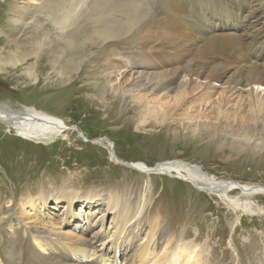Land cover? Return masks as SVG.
<instances>
[{"label":"rangeland","instance_id":"obj_1","mask_svg":"<svg viewBox=\"0 0 264 264\" xmlns=\"http://www.w3.org/2000/svg\"><path fill=\"white\" fill-rule=\"evenodd\" d=\"M15 4L16 0H0V57H7L8 60L11 51L7 47L12 48V39L22 42L30 35L29 29L36 19L44 22L42 12H38L43 10L39 3L33 18L19 25L12 23L10 19ZM113 48L117 52L122 50L115 45ZM48 53L44 51L43 56L36 57V62L31 56L15 68L0 71V102L18 108L13 104L18 101L58 114L67 125H75L81 130L86 138L71 130L47 145H33L6 133L0 123V264H35L38 256L62 255L59 249V252L51 248L41 249L33 239V224L26 221L34 219L36 225L46 228L47 232L63 231L65 234L66 231L69 237L73 233L82 235L91 242V247L102 251L103 257L113 256L116 252L114 264H140L135 254L133 257L131 253L135 248V253L144 248L148 244L147 239L153 252L141 264H155L153 261L156 258H159L157 264H164L165 253L174 258V253L190 243L198 256V264H264L263 193L244 197L238 190H230L229 196L236 197L240 203H253L249 212L241 211L240 207L232 211L229 203L214 193L197 189L199 186L208 187L207 184L200 181L198 185L192 184L177 173L139 171L118 161L119 158L124 162H143L152 169H158L155 166L180 160L200 166L205 173L218 180L264 187V155L255 148H240L228 139L221 142L217 132L214 135L209 133L207 125L218 122L219 117L211 114L210 119H205L203 111L206 107H221L215 100L219 88L211 99L199 100L195 110L189 104L179 107L174 100V93L178 90L179 94L183 89V86H177L180 77L174 80L173 92L163 101L160 100L162 90L148 95L149 101L144 98L138 101L136 97L140 92L137 94L136 91L140 87L131 84L128 78L121 82L125 89L123 95L114 98L108 96L110 91L105 89L101 98L93 93L94 87L91 86V71L99 67L94 58L83 59L63 82L64 75L56 73L58 66L48 65ZM30 66H33L31 72L38 77L36 83L24 74ZM129 73L125 77H129ZM96 81L97 85L102 84L99 79ZM242 99L231 97L223 108L238 112V104L241 103L236 101ZM145 102L165 113L160 111L159 115L147 119L143 110ZM242 108L245 112L250 111L247 104ZM125 109L128 112L124 113ZM259 114L262 117L248 114L243 119L245 121L240 122L232 115L230 120L236 122L235 127L243 125L251 131L257 128L258 123L264 122V110ZM48 187L63 195L69 188L76 193L70 213L80 212V195L94 188L101 189L105 198L104 190L120 195L121 202L126 197L136 204L144 198L140 220L142 224H150L152 230L148 227L144 229V226H141L142 229L135 228L130 249L129 244H120V239L115 250L109 242L102 248L100 243L113 233L116 226L111 211L107 212L101 197L90 199L101 206H90L89 209L83 206L81 209L85 211L80 213L84 216L80 218L76 215L70 217L65 200L60 198L59 206H52V200L50 205L36 206L35 215L27 219L19 203L25 202L29 196L44 195L41 192H46ZM54 226L55 229H52ZM159 234L163 241L161 247L156 244ZM59 260L64 259L59 257ZM87 263L82 260L78 264Z\"/></svg>","mask_w":264,"mask_h":264},{"label":"bare ground","instance_id":"obj_2","mask_svg":"<svg viewBox=\"0 0 264 264\" xmlns=\"http://www.w3.org/2000/svg\"><path fill=\"white\" fill-rule=\"evenodd\" d=\"M39 3L43 10L38 12H42L44 22L36 19L29 29L30 35L22 42L12 39V48L7 47L11 51L8 55L10 59L0 57L1 72L17 67L31 56L36 62V57L43 56L46 51L50 54V57L46 55L48 65L58 66L56 73L64 75L61 80L63 82L78 68L83 59L89 56L94 58L99 67L91 71V86L94 87L93 93L99 97L105 89L110 91L108 96L115 98L117 95H123L125 89L121 82L128 78L131 84L140 87L136 91L137 94L140 92L136 97L138 101L143 98L149 101L148 95L151 96L160 90L163 94L160 100L163 101L173 92L174 80L180 77L177 86L181 85L183 89L180 88V95L178 90L174 93V100H177L175 102L179 103V107L189 104L190 108L195 110L199 100L211 99L219 88L215 100L221 107H206L203 111L205 119H210L211 114L219 117L218 122L207 125L209 133L214 135L217 132L221 142L228 139L234 145L255 148L264 155V122L258 123L257 128L250 131L249 128L242 127L243 125L235 127L236 122L230 120L232 115L236 116L239 122L248 114L262 117L259 113L264 110V0H16L10 21L19 25L26 19L33 18ZM86 43L90 48H86ZM114 45L122 50L117 52L113 48ZM32 67L24 70V74L36 83L38 77L35 72H31ZM128 73L129 77H125ZM98 79L101 85H97ZM231 97L243 98L236 101L241 103L238 104V112L223 108ZM13 104L18 108L0 102V123L6 129L3 131L12 134L11 136H15L19 141L41 145L64 136L66 131L81 133L75 125H67L58 114L18 101ZM244 104L249 106L250 111L243 110ZM143 105L147 119L159 115L160 111L165 113L156 106H149L147 102ZM125 112L128 110L125 109ZM80 136L85 137L82 133ZM118 161L125 167H133L139 171L177 173L192 184L198 185L199 181L207 184L208 187L199 186L197 189L214 193L229 203L232 211H237L240 207L241 211L249 212L253 209L250 207L253 203H240L236 197L233 199L229 196L230 190L236 189L244 197L256 193L264 194V187L218 180L205 173L200 166L189 162L178 160L177 163L158 165L155 166L158 169H152L143 162H124L119 158ZM55 191L49 188L46 192H41L44 195L34 198L29 196L25 202L21 201L18 205L23 209V215H27L25 217L29 219L35 215L36 206L50 205L51 200L52 206H59L63 199L68 206L67 214L80 218L84 216L80 212L85 211L81 208L101 206L96 201H90L101 197L107 212L111 211L116 226L113 233L100 243L102 248L109 242L115 250L120 239V244H129L130 249L132 238L134 239L136 234L135 228L144 226V229L148 227L147 229L152 230L150 224H142L140 220L144 198L136 204L126 197V200L121 199L124 200L121 202L120 195L104 190L105 198L101 189L94 188L79 194L80 212L70 213V208L74 206L77 198L76 193L70 188L64 195ZM87 218H84L86 222ZM30 222L33 224L31 230L34 229L32 237L41 249L51 248L55 252L62 250V255L60 253L55 257L52 254L41 258L38 256L35 258V264H78L82 260L88 261L87 264H114L116 261V252L113 256L103 257L102 251L91 247V242L82 238V235L73 233L71 238L67 236L66 231V235L63 231L50 233L46 228L42 229L36 225L35 219L26 221ZM52 229H55V226ZM187 233L185 231L186 235ZM158 237L156 244L161 247V234ZM147 241L148 244L138 253H135L136 248L133 253L130 252L133 257L135 254L140 264L153 252L149 248L150 241ZM79 256L83 258L79 259ZM59 257L64 260H59ZM163 258L164 264L199 262L192 243L181 247L174 253V258L168 256V253H165ZM180 259L183 260L182 263ZM158 260L159 258H156L153 263L157 264Z\"/></svg>","mask_w":264,"mask_h":264}]
</instances>
